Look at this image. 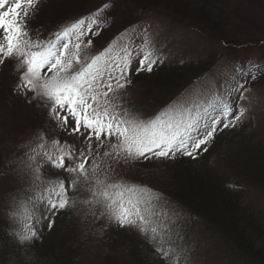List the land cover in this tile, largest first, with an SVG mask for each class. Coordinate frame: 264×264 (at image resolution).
<instances>
[{
	"label": "snow or ice",
	"instance_id": "snow-or-ice-1",
	"mask_svg": "<svg viewBox=\"0 0 264 264\" xmlns=\"http://www.w3.org/2000/svg\"><path fill=\"white\" fill-rule=\"evenodd\" d=\"M42 4L0 0V72L11 69L12 95L44 115L16 158L0 161L7 170L0 176L15 174L27 184L6 193L8 217L19 227L9 235L20 245L33 244L61 214L76 210L86 224H99L100 235L112 225L136 230L162 264H193L184 211L162 192L118 173L125 166L178 158L200 161L218 135L255 122L247 93L256 76L249 79L236 67L223 87L215 80L197 81L190 92L144 118L127 92L133 77L165 60L151 26L131 25L101 51L86 55L114 6L105 2L46 31L38 22ZM21 191L38 194L21 197Z\"/></svg>",
	"mask_w": 264,
	"mask_h": 264
},
{
	"label": "trees",
	"instance_id": "trees-1",
	"mask_svg": "<svg viewBox=\"0 0 264 264\" xmlns=\"http://www.w3.org/2000/svg\"><path fill=\"white\" fill-rule=\"evenodd\" d=\"M150 13L149 10H141V15L147 16ZM158 17L162 18V14H159ZM208 38L203 34L197 36L191 43L193 49L188 43L185 46H180V42L176 40L173 41L176 43H166L165 41V48L159 49L165 56L164 62L154 67L151 73L144 72L138 77H133V87L135 84H139V87L142 88L141 97L144 98H140L141 102L137 107L143 111L148 106L157 107L164 103L160 102L162 93L163 96L170 97L185 89L192 81L208 74L207 72L215 64L214 60L219 52L218 46ZM220 49H222L221 46ZM96 53L97 50L92 55ZM13 80L11 77H5V81H0V161L15 159L10 156L9 152L13 147L17 148L15 147L16 136L13 142L11 141L15 133L17 134L20 130L21 132L37 130L44 120L43 113L32 104L25 103L23 106V103L20 102L11 109L12 104L8 94H10ZM153 101L155 104L151 105L150 103ZM247 123L249 122H245L239 127L240 131H244V125ZM228 131L217 136L209 146V152L204 154L200 161L178 158L175 161H170L169 167L160 169L159 172L157 167L150 164L146 167V171L153 174L154 177H156L155 175L159 177L161 182L159 185L162 184L167 189V193L170 192L167 197L171 201L179 206L194 210L193 214L196 216L190 215V221L187 220L188 224L196 227V232L199 234L201 230H203V234L206 230L207 235L205 236L210 240V246L216 256L214 264H236V250L244 252L249 257L255 256L258 259V264H264V246L261 243V240H264V218L255 211L250 202L239 195V191H236L237 188L229 184L228 178H224L220 174L221 171L210 170L209 164L213 163L215 159L219 161L221 156L222 158L230 157L229 154L232 153L231 150H224L222 155L219 153L220 150L213 155L210 153L214 143L221 149L222 144L231 142L233 137L228 136ZM18 149L19 147L17 151ZM248 153L249 156H246L244 162L248 163L249 168L246 167L243 172L244 179L264 187V154ZM204 164L208 165V169L197 168ZM143 168L145 167L141 169ZM141 169L138 174L142 173ZM0 171L7 170L0 169ZM15 176V174L0 176V244L2 245L0 264H83L80 261L81 255L83 250L88 249L97 254L98 259L95 256L96 264H122V261H117L118 258L113 259L115 251L112 249V245L114 244L115 246L127 245V248L132 249L133 255L130 259L132 264H162L146 239H144V243L139 242L138 235L141 238L143 236L136 230L122 229L112 225L103 235H100L99 224L95 226L86 224L83 212L78 214L76 210L61 214L55 227L51 230L45 227L41 237L33 244L20 245L16 243L14 237L9 235L10 231H17V229L7 214V202L11 197L6 195L11 190L17 189L13 183L20 178ZM164 178L167 180L165 181ZM155 186L157 187V185ZM157 188V190H161L159 186ZM13 194L16 195V193ZM37 194L38 192H23L22 195L34 197ZM202 220L207 224L206 228L205 224L201 222ZM195 222L198 225L195 226ZM218 227L219 230H223L222 234L224 235L212 231ZM118 237L122 238L118 239ZM120 241L121 243L118 244ZM139 247L143 248V253L136 250ZM196 259L194 260L192 256L193 264H210L208 262L210 259L207 261L206 258H202V262L198 261L197 263Z\"/></svg>",
	"mask_w": 264,
	"mask_h": 264
},
{
	"label": "rangeland",
	"instance_id": "rangeland-1",
	"mask_svg": "<svg viewBox=\"0 0 264 264\" xmlns=\"http://www.w3.org/2000/svg\"><path fill=\"white\" fill-rule=\"evenodd\" d=\"M105 2L114 6L113 9H110V22L94 41V46L87 49L86 55H92L95 50H101L114 39H118L119 33L125 28L134 24H139L140 26L150 25V31L153 33L155 43L159 49H164L165 41L166 43H176L173 42L175 40L180 42V46H185L188 43L190 48L193 49L191 43L200 34L207 35L208 39L219 48L214 60L215 64L207 72L208 74L189 83L183 89L184 92L181 90L170 97L167 95L163 96L164 94L162 93L160 102L164 103L157 107L148 106L146 107L147 109H144L145 112L139 108V114L144 118L153 116L164 105L173 102L182 94L190 92L197 86V81L207 83L215 80L223 87L224 82L234 74L233 69L236 67H239L241 74L249 79L252 75L256 76V81L249 83L247 93L254 102L255 122L245 124L244 131H240L239 127L235 130H229L228 136L230 138L233 137L232 143L222 144L221 149L219 145L217 146L214 143L210 150L211 155L219 150L221 155L224 154V150H231L232 153L229 154L230 157L225 156L222 158L221 156L219 161L214 158L215 160L209 164L211 167L209 168L212 171L214 169L221 171L220 174L224 178H228L229 184L237 188L236 191H239V195L243 196L247 202H250L255 211L264 218V187L256 185L249 180L246 181L243 173L245 168L248 167V163L244 162L246 156H249L248 152L257 155L264 154V0H43L38 22L45 26L46 31L56 30L58 26H63L67 22L94 12ZM142 9L149 10L151 13L147 16L141 15L140 11ZM159 14H162V18L158 17ZM140 42L137 40V43ZM225 45L226 48L224 49ZM220 46L222 49H220ZM14 75L11 69H5L0 72V78H2L0 81H5V77L14 79ZM141 90L142 88L139 87V84H135L134 87L128 90L127 100L130 104L137 106L141 102L140 98L144 99L141 97ZM9 93L8 98L12 104L11 109L17 103L22 102L23 106L27 103L23 98L12 95L11 91ZM150 104L154 105L155 103L153 101ZM35 131L32 130L29 133L21 132L20 130L17 134L15 133L16 135H13L11 141L13 142L16 136L17 144L15 147L18 148ZM8 146L11 147L9 144ZM17 148L14 149L13 147L9 151L10 156L16 158ZM168 164L170 162L152 163L150 165L157 167L159 172L160 169L169 167ZM148 165L125 166L118 173V178L137 184H151L155 187L151 186L154 189L159 186L161 190L159 189L158 191L167 197L170 192L167 193V189L162 184L159 185L161 182L157 175L154 177L153 174L147 173L146 167ZM142 167L145 168L141 169ZM197 168L208 169V165L204 164L202 167ZM140 169L143 174H139L142 176L138 174ZM259 171L261 172L262 170ZM15 177L19 179L17 175ZM164 179L165 181L167 180V178ZM13 186H17V189H24L27 184L22 183L19 179L14 181ZM22 194L23 192L21 191V197H23ZM173 203L175 204V202ZM176 205L184 211L188 218L187 220L190 221V215H195L193 214L194 210L191 208L188 207L187 209L184 206ZM201 222L205 224L203 220ZM14 225L18 231V225L15 223ZM188 225L189 244L192 248L191 256L194 257V260L197 257L196 263L198 261L202 262V258H206L207 261L210 259L208 261L210 264H214L216 256H214V250L210 246V240L205 236L207 235L205 233L206 230L204 234L203 230L199 234L196 232V227ZM194 225L196 226L198 223L195 222ZM204 227L206 228L207 224ZM219 229L218 227V229L215 228L212 231L222 234L223 230ZM207 231L209 232V230ZM120 238L122 237H118V239ZM138 238L140 243L145 242L144 237L141 238L138 235ZM120 243L121 241L118 244ZM261 243L264 246V240H261ZM126 246L112 245V249L115 251L113 259L118 258L117 261H122V264H132L130 259L133 252L132 249ZM1 247L2 245L0 244V249ZM136 250L143 253V248L139 247ZM95 256L97 258V254L94 251L90 249L83 250L80 261L83 264H96ZM206 260L204 261L207 262ZM257 261V257H249L244 252L236 250V264H258Z\"/></svg>",
	"mask_w": 264,
	"mask_h": 264
}]
</instances>
